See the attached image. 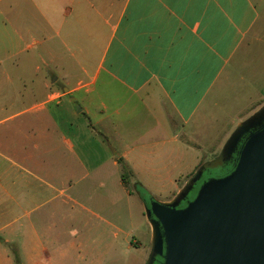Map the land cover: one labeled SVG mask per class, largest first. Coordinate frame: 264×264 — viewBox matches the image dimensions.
Masks as SVG:
<instances>
[{
    "label": "crops",
    "instance_id": "crops-1",
    "mask_svg": "<svg viewBox=\"0 0 264 264\" xmlns=\"http://www.w3.org/2000/svg\"><path fill=\"white\" fill-rule=\"evenodd\" d=\"M263 106L255 0H0V264H146L119 160L171 202Z\"/></svg>",
    "mask_w": 264,
    "mask_h": 264
},
{
    "label": "water",
    "instance_id": "water-1",
    "mask_svg": "<svg viewBox=\"0 0 264 264\" xmlns=\"http://www.w3.org/2000/svg\"><path fill=\"white\" fill-rule=\"evenodd\" d=\"M237 150L233 172L205 181L193 200L204 164L171 202L146 205L153 236L146 264L158 257L162 264H264V106L238 124L223 161Z\"/></svg>",
    "mask_w": 264,
    "mask_h": 264
},
{
    "label": "rangeland",
    "instance_id": "rangeland-1",
    "mask_svg": "<svg viewBox=\"0 0 264 264\" xmlns=\"http://www.w3.org/2000/svg\"><path fill=\"white\" fill-rule=\"evenodd\" d=\"M257 5L259 6L261 13L263 15L264 18V4L260 2V0H255ZM260 50L258 48H256L255 50V56L258 54ZM239 111L243 110V109H238ZM219 112H221L220 110H218ZM256 112H258V109L256 108V110L246 116H243L240 120L239 123L235 122V124H233V128L232 130L227 134L222 133V135H220L219 139H216V142H213V144L208 145V147H206L205 149H207L208 155H206L203 159V162H205V166L209 167V171L206 170L204 171L203 177L201 178V180L197 183V185L195 186V189L190 193V196L192 197L193 195H196V192L198 191V189L201 187V185L211 179V178H221L222 174L220 172V169L223 165V157H222V150L223 147L225 145V143L228 141V139L230 138V136L234 133V131L236 130V127L238 126V124L248 120L249 118H251ZM218 115V113H216ZM237 117V113L232 114L230 116H226L225 117V122L224 125H222V129L226 127V130L231 126V124L233 123L232 120L233 118ZM225 130V131H226ZM188 130L184 132L185 135H183V137L187 138V139H192L194 142L196 143H200V140L197 138H192L188 133ZM191 137V138H190ZM132 189V188H131ZM153 197V196H152ZM159 198H161L162 196H158ZM154 198V197H153ZM155 199V198H154ZM156 200V199H155Z\"/></svg>",
    "mask_w": 264,
    "mask_h": 264
},
{
    "label": "trees",
    "instance_id": "trees-1",
    "mask_svg": "<svg viewBox=\"0 0 264 264\" xmlns=\"http://www.w3.org/2000/svg\"><path fill=\"white\" fill-rule=\"evenodd\" d=\"M241 145H239L240 148ZM238 148V150H239ZM238 150L236 151V153L229 159L226 161H223V165L220 169V172L222 174L221 177H225L227 175H229L231 172H233V170L235 169V166L238 162ZM120 164L122 165V169H123V174H122V179L123 181L128 185V187L134 189V191L137 193V195L139 196V198L147 205L150 206V201L155 200L151 195H149L144 188L141 186V184L139 182H136L134 184V186L132 185V181H133V175L131 170L124 164L123 160L120 159L119 160ZM206 170H210L209 167L206 166L205 171ZM197 193V192H196ZM196 195H193L192 197L189 195L188 200H193L195 198ZM186 204L183 203L182 207H185ZM13 255L15 257L16 262H19V256L16 250H12ZM163 259L158 257L157 261L155 264H162Z\"/></svg>",
    "mask_w": 264,
    "mask_h": 264
},
{
    "label": "flooded vegetation",
    "instance_id": "flooded-vegetation-1",
    "mask_svg": "<svg viewBox=\"0 0 264 264\" xmlns=\"http://www.w3.org/2000/svg\"><path fill=\"white\" fill-rule=\"evenodd\" d=\"M196 185H197V184H196ZM196 185H195V186H196Z\"/></svg>",
    "mask_w": 264,
    "mask_h": 264
}]
</instances>
